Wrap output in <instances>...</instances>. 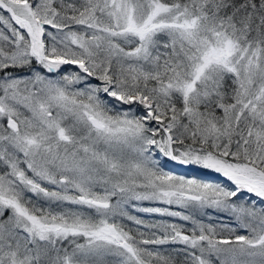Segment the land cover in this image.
I'll use <instances>...</instances> for the list:
<instances>
[{"label":"snow or ice","instance_id":"snow-or-ice-1","mask_svg":"<svg viewBox=\"0 0 264 264\" xmlns=\"http://www.w3.org/2000/svg\"><path fill=\"white\" fill-rule=\"evenodd\" d=\"M0 264H264V0H0Z\"/></svg>","mask_w":264,"mask_h":264}]
</instances>
